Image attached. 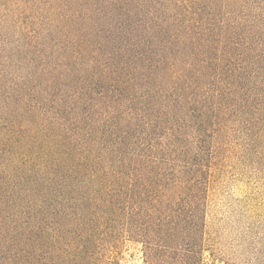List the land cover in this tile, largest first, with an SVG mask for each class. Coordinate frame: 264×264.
<instances>
[{
  "label": "trees",
  "instance_id": "1",
  "mask_svg": "<svg viewBox=\"0 0 264 264\" xmlns=\"http://www.w3.org/2000/svg\"><path fill=\"white\" fill-rule=\"evenodd\" d=\"M0 28V264H206L225 161L264 162V0H0Z\"/></svg>",
  "mask_w": 264,
  "mask_h": 264
},
{
  "label": "rangeland",
  "instance_id": "2",
  "mask_svg": "<svg viewBox=\"0 0 264 264\" xmlns=\"http://www.w3.org/2000/svg\"><path fill=\"white\" fill-rule=\"evenodd\" d=\"M9 21L14 27L11 33ZM21 23L17 27L7 18L5 41L19 38ZM218 177L209 201L208 237L213 252L206 253V264L256 262V251L264 243V162L232 156ZM120 253L121 264H144L139 245L127 244Z\"/></svg>",
  "mask_w": 264,
  "mask_h": 264
}]
</instances>
